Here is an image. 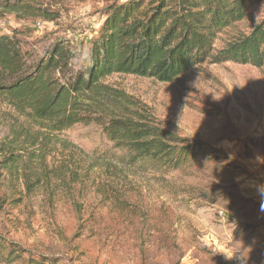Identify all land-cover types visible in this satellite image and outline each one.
<instances>
[{"label": "rangeland", "instance_id": "rangeland-1", "mask_svg": "<svg viewBox=\"0 0 264 264\" xmlns=\"http://www.w3.org/2000/svg\"><path fill=\"white\" fill-rule=\"evenodd\" d=\"M36 3L46 17L0 9V36L84 48L97 36L105 0ZM104 84L209 143L218 161L192 175L116 170L125 154L98 126L40 130L0 103V239L22 256L7 250L0 264H235L223 254L239 241L251 249L247 264H264V70L207 62L174 83L119 74ZM10 146L19 161L6 166Z\"/></svg>", "mask_w": 264, "mask_h": 264}, {"label": "trees", "instance_id": "trees-1", "mask_svg": "<svg viewBox=\"0 0 264 264\" xmlns=\"http://www.w3.org/2000/svg\"><path fill=\"white\" fill-rule=\"evenodd\" d=\"M262 2L105 0L102 24L88 48L67 39L32 43L18 31L0 36V103L40 130L98 126L125 154L116 170L121 165V170L192 175L194 169L218 161L216 150L166 127L150 106L104 81L123 74L174 83L207 62L263 71L264 19L243 27ZM35 4L0 0V9L16 15L39 11L46 17L49 12ZM10 147L2 149L6 166L19 161L17 146ZM7 250L15 259L22 257L15 245L0 239L1 261ZM29 264L54 263L42 259Z\"/></svg>", "mask_w": 264, "mask_h": 264}, {"label": "clouds", "instance_id": "clouds-1", "mask_svg": "<svg viewBox=\"0 0 264 264\" xmlns=\"http://www.w3.org/2000/svg\"><path fill=\"white\" fill-rule=\"evenodd\" d=\"M264 19V2L261 3L257 13L255 14L256 23H259L260 20ZM222 98V97H221ZM220 99V98H219ZM261 195H264V190L261 191ZM264 209V204L261 205ZM241 248L233 250L231 252H226L223 254V258L227 262L235 261V264H247V260L250 256V247H246L243 241H239Z\"/></svg>", "mask_w": 264, "mask_h": 264}, {"label": "built area", "instance_id": "built-area-1", "mask_svg": "<svg viewBox=\"0 0 264 264\" xmlns=\"http://www.w3.org/2000/svg\"><path fill=\"white\" fill-rule=\"evenodd\" d=\"M39 26H41V24H39Z\"/></svg>", "mask_w": 264, "mask_h": 264}]
</instances>
